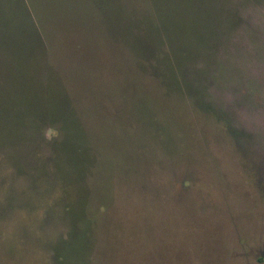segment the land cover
Returning <instances> with one entry per match:
<instances>
[{"label": "rangeland", "instance_id": "374dc122", "mask_svg": "<svg viewBox=\"0 0 264 264\" xmlns=\"http://www.w3.org/2000/svg\"><path fill=\"white\" fill-rule=\"evenodd\" d=\"M230 3L164 78L132 23L178 1L0 0L7 93L59 120L0 148V264H264V0Z\"/></svg>", "mask_w": 264, "mask_h": 264}, {"label": "trees", "instance_id": "16d2710c", "mask_svg": "<svg viewBox=\"0 0 264 264\" xmlns=\"http://www.w3.org/2000/svg\"><path fill=\"white\" fill-rule=\"evenodd\" d=\"M164 3L172 0H163ZM190 7L189 20L178 29L180 32L173 35L168 31L164 17H169L171 9L167 7V11L160 16L156 15L151 8H148L145 14V20L139 21L135 19L132 23L133 29V48H136V58L138 65L141 66V59H149L153 57L155 60L153 65H163L160 75L171 78L183 70V66L192 57L200 55L208 50L214 43L218 42L217 38L220 31L233 27L238 16L235 13L233 0H175ZM135 18V17H134ZM169 23H172L169 21ZM172 25V24H171ZM217 40V41H216ZM216 41V42H215ZM166 46V47H164ZM6 51L3 56L6 57ZM147 57V58H146ZM1 61V60H0ZM140 68V67H139ZM169 76V77H168ZM11 84L4 74L0 71V148L4 149L7 145H13L26 139L29 135L25 125L29 118L34 117L37 120L48 118L55 124L59 122L56 117L37 113L36 110H28L31 99L38 101L39 96H30L28 98H18L15 95L7 93V88ZM18 108L23 109L18 114ZM61 122V120H60ZM14 128H11L13 127ZM65 130H69L68 126L63 125ZM71 129V128H70ZM17 157V156H16ZM13 157H11L12 159ZM19 159V158H18ZM1 162V160H0ZM21 162L16 163L21 167ZM22 169V168H20Z\"/></svg>", "mask_w": 264, "mask_h": 264}]
</instances>
